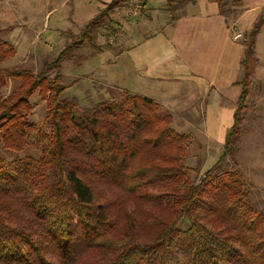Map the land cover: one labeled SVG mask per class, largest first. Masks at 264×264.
I'll list each match as a JSON object with an SVG mask.
<instances>
[{
    "label": "trees",
    "instance_id": "obj_1",
    "mask_svg": "<svg viewBox=\"0 0 264 264\" xmlns=\"http://www.w3.org/2000/svg\"><path fill=\"white\" fill-rule=\"evenodd\" d=\"M123 1L112 0L39 72L0 70V86L19 80L0 98L4 147L24 149L36 94L50 124L41 156L9 163L0 156V264H264V209L249 199L241 173L224 167L248 107L264 14L244 40L242 90L224 151L193 179L187 135L158 102L124 90L79 108L62 96V63L87 44L101 49L98 30ZM212 1L227 16L230 1ZM176 6L168 0L172 12ZM15 55L0 38V64Z\"/></svg>",
    "mask_w": 264,
    "mask_h": 264
},
{
    "label": "crops",
    "instance_id": "obj_2",
    "mask_svg": "<svg viewBox=\"0 0 264 264\" xmlns=\"http://www.w3.org/2000/svg\"><path fill=\"white\" fill-rule=\"evenodd\" d=\"M46 1L42 15L32 10L31 24L40 31L42 43L51 45L81 31L112 0ZM229 1L226 16L212 0H180L174 12L168 8V0H144L145 17H138L127 15L124 0L109 11L112 21L107 27L122 31L119 45L101 46L95 55L98 60L105 58L102 71L113 86L125 77L130 92L158 102L171 113L173 127L182 128L176 130L187 135V144L194 140L208 144L212 165L224 151L242 90L238 81L245 44L234 35H246L264 14V0ZM29 23L25 18L21 25ZM99 38L96 43L100 46ZM260 48H264V25L255 43L252 86L255 81L264 83ZM110 64L115 66L113 70L106 67ZM115 68L120 73H115Z\"/></svg>",
    "mask_w": 264,
    "mask_h": 264
},
{
    "label": "rangeland",
    "instance_id": "obj_3",
    "mask_svg": "<svg viewBox=\"0 0 264 264\" xmlns=\"http://www.w3.org/2000/svg\"><path fill=\"white\" fill-rule=\"evenodd\" d=\"M179 1L171 0L173 4ZM32 10L39 11L42 15L47 10V1L0 0V30L2 32L0 38L16 47V55L2 62L0 70L25 67L39 72L45 61L53 60L65 45L72 41L74 34H67L60 44L42 43L39 38L40 31L34 30L33 23L31 24L34 18ZM137 16L145 17L143 11ZM25 18L30 23L22 26L21 23ZM108 25L109 23L98 30L100 46L115 48L119 43L117 40L114 43L108 41L107 35L110 31L107 29ZM49 33L51 31L43 34L42 38L47 37ZM246 37L247 34L242 37L243 42ZM97 51L99 50L87 44L81 50L75 51L71 59L62 63L64 85L67 87L62 96L75 100L79 108L92 107L101 101L120 97L124 90L129 91L128 79L125 77L119 82H114V86L105 79L108 76L101 67L105 58L98 60L95 56ZM259 55L261 59L264 58V48H260ZM106 67L113 70L115 66L110 64ZM114 71L120 73L119 69L115 68ZM18 84L19 80L10 79L6 85L0 86V98L10 95ZM31 102L34 109L29 119L35 123V129L30 133L24 149L5 148L0 135V156L8 163L27 155L41 156L47 145L50 124L47 119L46 102L38 94L31 97ZM247 106L234 154L227 157L224 167L241 173L249 199L256 207L264 209V83L255 81V84L251 85ZM175 129L183 131L179 127ZM187 150L188 157L184 164L189 169L191 177L198 179V176H201L212 165V148L209 149L208 144L203 141L194 140L187 144Z\"/></svg>",
    "mask_w": 264,
    "mask_h": 264
},
{
    "label": "built area",
    "instance_id": "obj_4",
    "mask_svg": "<svg viewBox=\"0 0 264 264\" xmlns=\"http://www.w3.org/2000/svg\"><path fill=\"white\" fill-rule=\"evenodd\" d=\"M126 13L127 15H139L142 13L144 8V0H127ZM122 35V31L115 29L108 32V41L114 43L116 40H119V37ZM235 39H241L242 34L237 33L234 35Z\"/></svg>",
    "mask_w": 264,
    "mask_h": 264
}]
</instances>
